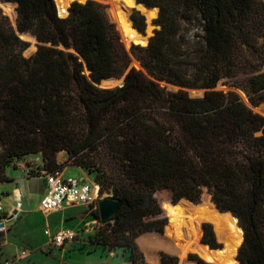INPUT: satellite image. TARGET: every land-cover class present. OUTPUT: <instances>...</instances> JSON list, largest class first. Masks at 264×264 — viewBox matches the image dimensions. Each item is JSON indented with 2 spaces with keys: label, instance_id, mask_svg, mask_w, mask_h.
Returning <instances> with one entry per match:
<instances>
[{
  "label": "trees",
  "instance_id": "16d2710c",
  "mask_svg": "<svg viewBox=\"0 0 264 264\" xmlns=\"http://www.w3.org/2000/svg\"><path fill=\"white\" fill-rule=\"evenodd\" d=\"M136 2L158 9L148 44L133 47L149 77L130 67L98 2L74 1L59 17L54 0H0L13 8L15 24L0 10V183L9 181L7 167L29 155L41 156L36 174L67 164L95 171L99 196L109 191L121 206L103 223L91 213L101 223L92 241L127 250L130 264H147L135 240L162 232L163 203L197 204L206 192L238 220L239 264H264V117L233 90L215 89L223 81L251 106L264 104V1ZM130 18L145 30L142 15ZM187 24L198 30L190 48ZM20 35L36 42L29 57ZM123 75L121 87L97 86ZM190 89L204 93L191 97ZM202 230L203 244L221 248L210 224ZM159 264L179 262L161 253ZM184 264L214 263L191 254Z\"/></svg>",
  "mask_w": 264,
  "mask_h": 264
},
{
  "label": "rangeland",
  "instance_id": "374dc122",
  "mask_svg": "<svg viewBox=\"0 0 264 264\" xmlns=\"http://www.w3.org/2000/svg\"><path fill=\"white\" fill-rule=\"evenodd\" d=\"M54 1L58 5V8L61 11H64L65 10L64 8L67 7L68 3H70L73 0H54ZM76 1L85 2L86 0H76ZM94 1L102 5V7L104 8L105 14L108 16L109 22H111L114 25L116 31L118 32L119 37H121L122 35V37L126 38L125 43L127 45L125 46L123 42H121V44L123 45V49L126 51L127 55L129 56L130 67L135 68L134 65H137L136 69L142 71L145 76L149 77L146 71L142 68L140 62L137 60L135 56L137 53V50L133 49V47L134 46L143 47L146 44V40L148 36L151 35L152 30L155 28V26L152 24V21L156 18L158 9L157 8H147L142 4H138L137 2H136L137 5H135L134 0H94ZM0 10L2 11L3 15L8 17L9 22L14 26V16L12 15L13 8L11 7V9H9L7 5L0 3ZM133 12H137L144 17L145 23H146V29H145L146 36L139 35L131 28L130 23L128 21V16H130ZM116 24H118L120 31L117 29ZM197 32L198 30L196 28V25H192V24L183 25L182 35L185 40L186 47L190 48V46L192 45V42L194 41L193 36ZM20 38L23 41H26L27 43H29V46L23 51L24 57L31 56L36 50L35 40L28 35H20ZM128 43H133V44L128 45ZM139 65L141 67H138ZM222 82L223 81L219 82L215 89L222 90L225 92L228 90H233L234 92L238 94L241 100H243V102L249 108H251V105L247 103L248 102L247 100H245V94L241 90L231 89L228 87V85L223 84ZM159 85L161 87H165L167 90H170V91H176L178 89V87L165 84L162 82H159ZM186 91L191 97H199V96H202L203 94L202 90H198V91L186 90ZM252 110L255 113H258L264 117V104H260L259 106L252 108ZM61 154L67 155L65 152H60L57 155H61ZM88 174L91 177L90 180H92L95 183L97 181L96 172L94 171ZM202 195H206L207 197H209L206 192H204ZM100 196H101L100 198H105L111 195L109 191H104ZM201 197L197 204H193V203L192 204L193 205L200 204L202 201ZM62 206H64L65 208L57 212H51L46 217V219L44 218V213L41 211H39L37 216H39L41 220L49 221L50 223L49 236L55 235L57 231L60 229L64 231H73L75 233L73 242L64 243L59 249L52 248V247L50 248V246L48 245V242H49L48 234L44 233L43 229H38L34 227L33 220L30 217H27V218L25 217V218L18 220L19 215L15 217L14 219L8 221L7 226H11L13 229L12 231L13 234L10 233V239H13L12 236L15 235L13 241L17 243L18 245L24 246L22 242L20 243L19 239L23 240L21 238H24V237L31 238V241L33 243H36L37 246H39L38 247L39 253H41L40 248L44 250L43 258L48 259L53 264H59V262L62 260L61 258L62 254H66L65 262L69 261V262H72V264H81L85 260H88L89 263L105 261V262H109V264H130L128 261L127 250L119 249V248L112 249L108 247H102V246L95 244L92 241V236L100 228L101 223L95 218H93L91 214L87 215L85 213L87 211L86 209H84L83 207L68 208L65 203ZM79 213H83V215H81V217H78L77 215ZM194 217H195V220L198 219L197 221L199 223V237L196 240L195 247L186 254L187 258L189 255L193 254L209 263L237 264V261L235 260L234 255H235V249L237 248L240 242L236 243V241H234V237L229 232V229L224 225L221 226V228H225V231H226L225 234L227 235L229 234L228 236L225 237V240L229 242H225V241L222 242L217 238V235L214 230V226H212V223L206 220L204 221L201 220V213H197L196 215H194ZM207 223L212 226L216 241L219 244H221L222 249L212 250L208 248V246H206L205 244L201 243V237H202V231H203L202 225L207 224ZM167 225L165 224L161 233L154 232V233H148L146 235H149V237L151 238V240H153V242L154 241L165 242L163 238L165 236ZM170 225L168 226V228L170 227ZM172 235L173 233L171 232V236ZM229 236L230 238H228ZM166 237L171 238L169 237V235H166ZM140 239H141V236H139L135 240V242L138 246V249L143 254L144 260L147 264H158V263H153L150 260H155L158 258V261H159V257L161 253H166V254L175 256L171 251L167 250L166 244H161L160 246H158L156 250L153 249V252L149 253L145 249L141 248L139 244ZM24 247L27 248L26 246ZM186 255L184 256L183 260H180V258L176 256L178 258L179 264H184L186 262L187 260ZM69 256L71 257V259L69 258ZM74 258H77L78 261L75 260ZM20 259L27 260L28 256L22 255V254H20L19 256L16 255L14 257L11 256L10 258H7L6 262L2 261L0 262V264H9V261L13 263L14 261L20 260Z\"/></svg>",
  "mask_w": 264,
  "mask_h": 264
},
{
  "label": "crops",
  "instance_id": "0c3cea01",
  "mask_svg": "<svg viewBox=\"0 0 264 264\" xmlns=\"http://www.w3.org/2000/svg\"><path fill=\"white\" fill-rule=\"evenodd\" d=\"M56 160L57 163L63 164L67 160V155H62V154L57 155ZM41 164L42 161H41V156L39 154L29 155L21 159L19 162L15 163L14 165H11L5 169V175L9 178V181L0 183V233L2 234V238L0 241V262L2 261L6 262L7 258H10L11 256L14 257L16 255L19 256L20 254H23L28 256L27 260L20 259L14 261L13 263L9 261V264L11 263L12 264H53L48 259H44L41 253L31 252L30 250L31 248L39 247L36 245V243H33L31 241V238L24 237L21 238L23 240L19 239L20 243L22 242L23 245L26 246L27 248L18 245L13 241L15 235L12 236L13 239H10V233L13 234L12 232L13 229L11 226H7L8 221H10L8 220V217L15 211L16 204L17 203L22 204L23 202H26L27 211L25 212V215L22 216L20 219L25 217L26 218L30 217L33 220L34 227L38 229H43L44 233H49V228H50L49 221L41 220L39 216H37L39 213V202H40L39 200H41L47 189L45 175H43V172L40 171V173L36 174ZM25 165L27 167L35 168V171L31 172V174L27 177L23 173V166ZM60 177L64 180L81 179L85 182H89V183L92 182V180H90L91 178L90 175L87 173V171L84 168L70 164H67L62 168V170L60 171ZM65 204L68 208L82 207L77 204H69V203H65ZM62 205L60 209H58L57 211L65 208ZM50 213H44V218L46 219V217ZM85 213L89 215L87 211ZM18 215H20V212L16 215V217ZM81 215H83V213H79L77 216L81 217ZM59 231H64V230L60 229L57 232ZM62 255H61L62 260L59 262V264H72V262L69 261L65 262L66 254H62ZM69 258L71 259L70 256ZM74 259L78 261L77 258ZM82 263L98 264L101 262L89 263L88 260H85ZM105 263H109V262H105Z\"/></svg>",
  "mask_w": 264,
  "mask_h": 264
},
{
  "label": "bare ground",
  "instance_id": "6f19581e",
  "mask_svg": "<svg viewBox=\"0 0 264 264\" xmlns=\"http://www.w3.org/2000/svg\"><path fill=\"white\" fill-rule=\"evenodd\" d=\"M201 198L202 201L198 205L184 201L176 204L163 203L161 207L169 223L163 238L165 242H153L149 235L145 234L141 235V239L139 240L141 248L148 252H153V249L156 250L161 244H166L167 250L179 257L180 260H183L184 256L195 247L196 240L199 237V223L198 219L196 218L197 220H195L194 217L197 213H201L202 221L206 220L212 223L217 238L220 241L229 242L225 240V237L229 234H225V228H221L224 225L229 229V232L234 237V241L239 243L241 240V230L237 227L236 220L228 214L219 213L215 210L213 204L209 201V197L206 195H202ZM169 225L170 227L168 228ZM171 232L173 233L172 236ZM166 235H169L171 238H167Z\"/></svg>",
  "mask_w": 264,
  "mask_h": 264
},
{
  "label": "built area",
  "instance_id": "2783aa9c",
  "mask_svg": "<svg viewBox=\"0 0 264 264\" xmlns=\"http://www.w3.org/2000/svg\"><path fill=\"white\" fill-rule=\"evenodd\" d=\"M19 161H15L14 164ZM33 171H35L34 167L23 166V173L26 177ZM44 175L47 189L39 202V211L43 213L55 212L60 209L63 203L80 205L87 210L88 214L97 211V201L101 196H99V186L96 183L85 182L81 179L64 180L60 177V172ZM21 207V203L16 204V215L20 212ZM47 234L49 236V233ZM74 237L73 231H59L55 235L49 236V246L59 249L64 243L73 242Z\"/></svg>",
  "mask_w": 264,
  "mask_h": 264
},
{
  "label": "water",
  "instance_id": "95a60500",
  "mask_svg": "<svg viewBox=\"0 0 264 264\" xmlns=\"http://www.w3.org/2000/svg\"><path fill=\"white\" fill-rule=\"evenodd\" d=\"M76 0H73L71 1L70 3H68L67 7L64 8L65 10L64 11H61L59 8H58V5L55 3V6H56V9H57V14L59 17H65L67 14H68V8L70 7L71 3L74 2ZM135 1V5H137L136 3V0ZM55 2V1H54ZM79 2V1H78ZM110 4V3H109ZM62 9V8H61ZM62 12V13H61ZM107 19H108V16L106 15ZM128 19L130 20L131 22V25L132 27L141 35L143 36H146V32L145 30L143 32L139 31L137 28H135L133 26V23H132V20L130 18V16H128ZM109 20V19H108ZM117 23V22H116ZM117 26V29L119 30V27H118V24H116ZM14 27H15V24H14ZM146 29V28H145ZM120 31V30H119ZM121 34V33H120ZM152 35V33H151ZM150 35V36H151ZM150 36L147 38V42L144 46H146L148 44V41H149V38ZM120 40L121 42H123V44L126 46L127 44L125 43L126 42V38L125 37H120ZM133 43H128V45H131ZM137 45V44H136ZM143 46V47H144ZM135 66V69L137 68V65H134ZM138 67H141L140 65ZM134 68V67H133ZM87 71V70H86ZM88 73V72H87ZM124 78H125V75H123L121 78H110V79H105L103 81L100 82V84H98L97 86L100 87V88H114V87H121L123 84H124ZM164 83V82H162ZM190 90H195V91H198L196 89H190ZM202 92L204 93V90H202ZM245 99L247 100V97L245 96ZM248 101V100H247ZM252 108H255L253 106H251V109ZM209 196V201L213 204L215 210H217L219 213H223V214H228L231 218L235 219L236 220V225L237 227L241 230V240H240V243L238 244L237 248L235 249V260L237 261V264H239V261L237 259V251H238V248L240 246V244L242 243L243 241V232H242V229L241 227L239 226L238 224V220L237 218L230 212H222L220 211L216 205L212 202L211 200V196L208 194ZM181 201H184V202H187V203H191L189 201H187L186 199H181L179 200L178 202H181ZM177 202V203H178ZM121 206V202L116 199V198H113L111 196L109 197H105V198H100L98 201H97V211H98V215H99V221L101 223L103 222H107V221H110L117 213L119 207ZM27 211V206H26V202H23L22 203V207L20 209V215L18 217V220L25 215V212ZM16 215V211H14L9 217H8V220H11L14 218V216ZM169 224L168 223V220H167V223L166 225ZM157 233H161V232H157ZM202 243V242H201ZM208 246V245H207ZM209 247V246H208ZM210 249L212 250H217V249H222V248H216V249H213L211 247H209ZM187 258V256H186Z\"/></svg>",
  "mask_w": 264,
  "mask_h": 264
}]
</instances>
